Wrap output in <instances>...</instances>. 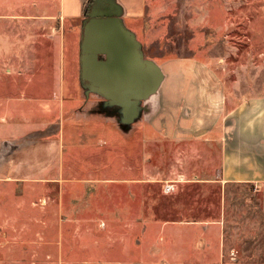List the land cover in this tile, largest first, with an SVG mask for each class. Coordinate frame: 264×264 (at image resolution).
<instances>
[{"label": "rangeland", "instance_id": "1", "mask_svg": "<svg viewBox=\"0 0 264 264\" xmlns=\"http://www.w3.org/2000/svg\"><path fill=\"white\" fill-rule=\"evenodd\" d=\"M146 3L145 17L122 19L123 26L134 33L143 57L170 62L165 87L170 82L198 85L205 98L200 110L195 101L179 109L189 122H174L183 124L178 134L184 137L178 141L164 135L163 122H143V113L130 124L122 123L119 105L106 103L83 86L88 84L80 80L83 25L102 16L103 0H91L81 18L64 21L57 47H50L52 28L34 31L30 23L2 15L22 6L20 0H0V97H19L24 91L26 98L55 103L54 114H37L34 108L25 117L34 119L30 125L61 122L56 140L64 148L52 166L30 168L33 173L20 176L34 178L31 185L0 182L4 212L15 215L19 199L29 204L20 217L24 220H0V234L7 236L0 239L7 244L0 245V264H264L260 188L215 181L219 146L191 133L198 124L192 120L209 124L203 122L208 116L209 64L216 66L219 83L232 96L228 107L241 97L264 92V0ZM38 8L48 12L52 7ZM37 35L39 40L33 37ZM177 59H191L184 61L193 66L187 78H173L176 66L183 63ZM15 127L0 123V134L17 131ZM32 149L41 155L44 151ZM59 166L65 167L63 175L58 174ZM105 175L119 181H80ZM42 177L57 181L37 183ZM166 184L173 185L168 193ZM172 221L220 225L210 223L199 231L179 223L161 225ZM194 231L209 248L191 249Z\"/></svg>", "mask_w": 264, "mask_h": 264}, {"label": "crops", "instance_id": "2", "mask_svg": "<svg viewBox=\"0 0 264 264\" xmlns=\"http://www.w3.org/2000/svg\"><path fill=\"white\" fill-rule=\"evenodd\" d=\"M22 6L17 7V12L1 13L3 16L16 17L15 19L26 21L30 23V28L36 30L39 27H50L53 29V34H48L53 44L50 46L57 47V35L59 40H62V32L65 31L66 20L79 19L84 14V7L87 0H20ZM115 8L120 13V17L125 19L140 20L146 15L147 3L146 0H111ZM29 4L33 5L35 11L30 10ZM51 6V11L40 12L39 5ZM25 8V9H24ZM41 21V23H40ZM43 35V34H42ZM30 36V35H29ZM36 37V40L39 38ZM45 36V35H44ZM26 38H28L26 36ZM39 40V39H38ZM161 69L163 79L157 91L151 94L142 104L141 113L145 116L143 122H163L164 135L172 140L178 141L184 136L182 135L183 124L177 125L174 122H189L184 120L180 115L179 109L189 101H195L200 110V105L204 103L205 98L202 96L198 85L192 87H182L178 84L174 85L170 82L168 87L164 86L167 83V78L171 77L172 71L169 68L170 62L162 61L158 58L149 57ZM182 60L179 66H176L174 77L176 79L187 78V73H192L190 67L184 61L191 59H177ZM195 62L196 60H193ZM208 65V64H207ZM167 66V68H166ZM186 66V69H185ZM169 68V69H168ZM189 70V71H187ZM174 71V70H173ZM198 73V71H195ZM197 75V76H196ZM193 77L199 78L196 74ZM200 80V79H199ZM220 75L216 66L208 65V89H207V110L208 116L203 122H208V126L200 125V121L195 119L192 122H198L195 127H192V138H202L218 144L220 150V164L217 179L222 183H245L260 188L261 192V211L264 215V92L252 96L241 97L238 103L231 107L227 105L230 103L229 98L232 97L226 87L219 83ZM176 82V81H175ZM24 91L19 97L3 98L0 97V123L2 125L17 126V131H9V133L0 134V182L22 183L30 184L34 178L20 177L33 173L30 168L45 169L54 164L56 158H59L64 148L56 140V134L60 133L61 122H36V124H28L34 119L25 117L26 112H33L36 108V113L44 111L47 113L56 112L55 103H41V99L37 97L26 98ZM50 101V100H49ZM25 102H28L25 104ZM145 103V104H144ZM52 111V112H51ZM43 113V112H42ZM199 113V112H198ZM186 116H188L186 114ZM193 116V113H192ZM23 125V129L21 126ZM27 127V128H26ZM180 128V130L178 129ZM181 131V135L178 134ZM38 146L44 149L42 155L32 147ZM58 147V153H57ZM26 153V155L23 154ZM68 167V166H67ZM65 167L59 166L58 174H64ZM89 175V174H88ZM38 182H56V178L42 177L38 178ZM80 181L89 184H103L115 183L119 179L110 176H100L97 179L82 178ZM128 181H130L128 179ZM35 183V182H32ZM31 185V184H30ZM33 185V184H32ZM61 185V184H60ZM62 187V186H60ZM65 188V187H64ZM23 198V197H21ZM25 199V198H23ZM20 202V203H19ZM24 206H29L28 202L19 199L16 202V214H9L0 203V220L4 223L22 221L20 219L24 215ZM185 224L192 228V230L206 229L210 223L219 222H162L165 224ZM194 231L193 237L190 240V247L192 250L199 251L200 248L208 247L206 239L201 236V233ZM0 239H7L6 233L0 234ZM221 233L219 234V245H221ZM2 247L6 246V242H1ZM221 247V246H220ZM183 262V257L180 262Z\"/></svg>", "mask_w": 264, "mask_h": 264}, {"label": "water", "instance_id": "3", "mask_svg": "<svg viewBox=\"0 0 264 264\" xmlns=\"http://www.w3.org/2000/svg\"><path fill=\"white\" fill-rule=\"evenodd\" d=\"M103 3L102 16L83 25L80 80L87 81L83 86L106 103L119 105L122 123L130 124L141 115V101L157 91L163 73L153 60L143 57L139 41L123 26L113 2Z\"/></svg>", "mask_w": 264, "mask_h": 264}, {"label": "built area", "instance_id": "4", "mask_svg": "<svg viewBox=\"0 0 264 264\" xmlns=\"http://www.w3.org/2000/svg\"><path fill=\"white\" fill-rule=\"evenodd\" d=\"M172 186H173V185L166 184L165 187H164V191H165L166 193L170 192V191L172 190Z\"/></svg>", "mask_w": 264, "mask_h": 264}, {"label": "trees", "instance_id": "5", "mask_svg": "<svg viewBox=\"0 0 264 264\" xmlns=\"http://www.w3.org/2000/svg\"><path fill=\"white\" fill-rule=\"evenodd\" d=\"M90 2H91V0H87V2L85 3L84 14H85V12H86V10H87V8H88ZM84 14H83V15H84Z\"/></svg>", "mask_w": 264, "mask_h": 264}]
</instances>
